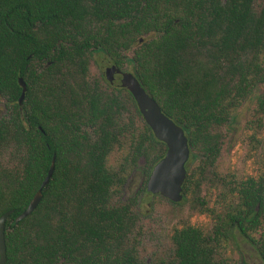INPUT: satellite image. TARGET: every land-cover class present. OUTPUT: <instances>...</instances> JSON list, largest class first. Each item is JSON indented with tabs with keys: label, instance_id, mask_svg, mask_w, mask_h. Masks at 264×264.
Wrapping results in <instances>:
<instances>
[{
	"label": "trees",
	"instance_id": "obj_1",
	"mask_svg": "<svg viewBox=\"0 0 264 264\" xmlns=\"http://www.w3.org/2000/svg\"><path fill=\"white\" fill-rule=\"evenodd\" d=\"M97 58L130 66L187 137L174 205L208 222L174 226L149 258L141 195L167 148L129 91L92 72ZM261 87L243 127L250 171L222 172L236 113ZM0 101L5 264H238L236 234L264 264V0H0Z\"/></svg>",
	"mask_w": 264,
	"mask_h": 264
},
{
	"label": "rangeland",
	"instance_id": "obj_2",
	"mask_svg": "<svg viewBox=\"0 0 264 264\" xmlns=\"http://www.w3.org/2000/svg\"><path fill=\"white\" fill-rule=\"evenodd\" d=\"M107 67L106 60L95 59L92 67L94 74H103L106 77ZM131 72L130 66L127 68ZM263 88L257 89L254 94L239 108L236 113V128L227 139L222 150L220 169L222 172L234 171L238 173L249 172L253 160L248 159L249 147L247 139L243 132V127L248 119L249 112L254 106L256 95ZM4 102L0 101V116L4 115ZM140 171H135L124 188V197L128 198L139 189L141 183ZM141 220H142V253L149 258L155 252H163L168 248V236L170 230L183 222L190 224H206L208 218L197 215L188 204L178 206L170 201L149 193L142 194ZM180 203V202H179ZM234 259L238 264H263L258 257L255 249L247 244L238 234H236L233 243ZM237 264V263H236Z\"/></svg>",
	"mask_w": 264,
	"mask_h": 264
},
{
	"label": "water",
	"instance_id": "obj_3",
	"mask_svg": "<svg viewBox=\"0 0 264 264\" xmlns=\"http://www.w3.org/2000/svg\"><path fill=\"white\" fill-rule=\"evenodd\" d=\"M106 78L113 87L124 88L132 95L139 113L154 137L166 145L164 157L152 168L146 183V192L160 196L171 203L182 201V186L186 178V163L190 157L187 137L181 127L166 117L158 104L145 92L138 80L131 72H119L108 64ZM22 88L19 104L22 103L26 87L19 79ZM54 160L43 180L40 188L35 193L27 208L15 218V222L28 217L38 206L42 198V189L46 186L53 174ZM12 211L0 216V264L6 263L5 224Z\"/></svg>",
	"mask_w": 264,
	"mask_h": 264
}]
</instances>
